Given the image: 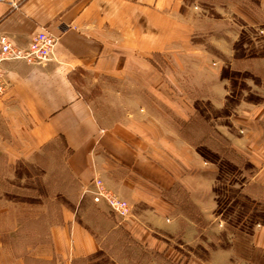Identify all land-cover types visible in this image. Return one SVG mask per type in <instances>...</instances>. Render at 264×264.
I'll list each match as a JSON object with an SVG mask.
<instances>
[{
	"label": "crops",
	"instance_id": "obj_1",
	"mask_svg": "<svg viewBox=\"0 0 264 264\" xmlns=\"http://www.w3.org/2000/svg\"><path fill=\"white\" fill-rule=\"evenodd\" d=\"M183 3L0 0V35L20 47L42 29L56 38L43 64L3 63L0 177L18 178L15 165L31 163L46 179L43 200L34 201L38 214L24 217L15 208L9 218L2 209L0 264H84L101 250L78 216L81 200L92 201L84 190L93 189L94 177L130 206L121 218L104 201H92L97 223L109 229L105 243L122 230L125 242L150 244L147 226L163 229L167 210L210 220L217 167L197 146L217 142L211 129L251 165L248 195L264 200V56L235 57L241 32L232 46L222 37L207 44ZM233 12L249 25L264 24V0H237ZM225 67L248 72L251 80L228 114ZM82 72L92 83L111 81V99L126 100L123 107H111V116L95 109L76 84ZM248 94L259 100H247ZM53 148L62 155V170H49ZM106 210L116 222L102 220ZM251 237L250 250L264 253V225Z\"/></svg>",
	"mask_w": 264,
	"mask_h": 264
},
{
	"label": "rangeland",
	"instance_id": "obj_2",
	"mask_svg": "<svg viewBox=\"0 0 264 264\" xmlns=\"http://www.w3.org/2000/svg\"><path fill=\"white\" fill-rule=\"evenodd\" d=\"M248 1L252 3L254 0ZM236 2L237 0H184L182 11L193 17L196 26L201 28L200 33L203 30L205 33L203 37L207 44L209 39L218 40L219 37H222V39L226 38L227 43L232 46L238 34L245 32L244 55L251 58L263 57L264 24L253 26L239 18L233 12ZM252 53L255 56H252ZM102 80L99 83H92L91 76L85 72L75 79L77 86L85 92L95 109L111 116V107L112 110L115 109L113 106H118L117 109H120L126 100L111 99L113 83L111 88V81ZM248 82H251L249 77L237 78L235 87L230 88L229 96H231L226 108L233 109L235 107L238 102L236 98L241 97L247 91ZM260 85L264 84L260 81ZM231 89L236 97L231 94ZM201 107L205 109V106L201 105ZM52 152L49 170L64 169L62 155L58 156L56 148H53ZM214 164L217 167V176L213 184L216 208L211 213V219L208 221L195 220L185 210H181L183 216L178 217L175 211L167 210L165 212L167 217L164 220L166 229L152 225L147 226L148 234L154 238L148 245L125 242L126 239L127 241L130 239L123 234L122 230H119L120 232L113 235L112 238L111 236L106 237L107 243H105V231L109 229L97 223V218L91 211L93 202L83 198L80 202L81 210L78 216L81 222L96 235L102 248L97 253L85 258L84 264H264V261L259 260L260 257L263 259L264 253L254 249L250 250L253 229L257 225H264L261 223L262 217L260 216L264 208V200L259 199L258 196L248 198V193H250L248 181L252 170L245 167L244 164H240L239 170H234L225 163ZM15 169L18 178L11 179L7 177V174L4 178L0 177V190H3L4 187L8 190L4 196L3 193L0 194V218L3 208L6 209L5 212L7 211L9 218L15 211L20 212L24 217L38 214L39 206L34 205V201H42L45 196L42 192V184L46 178L41 166L17 163ZM13 204L14 206H11ZM15 208L16 210H14ZM102 214H104L103 221L111 222L112 217V221L116 222L109 211H102ZM171 217L175 222L167 220ZM94 223L96 224L94 225ZM248 226H251V231ZM176 228L179 229V232ZM183 234L185 239L182 238ZM119 244L123 246L117 248ZM231 245L234 249L229 256L226 253L231 250ZM124 246L131 247L132 251L128 252L123 249ZM256 256L259 257L255 258Z\"/></svg>",
	"mask_w": 264,
	"mask_h": 264
},
{
	"label": "built area",
	"instance_id": "obj_3",
	"mask_svg": "<svg viewBox=\"0 0 264 264\" xmlns=\"http://www.w3.org/2000/svg\"><path fill=\"white\" fill-rule=\"evenodd\" d=\"M55 44L56 38L45 29L35 33L24 47L15 45L6 35H0V96L6 88L4 62L23 60L29 64H43L50 60ZM91 182L93 189L86 188L84 192H90L94 203L104 201L111 213L121 218L127 217L130 207L126 200L111 193L100 178L94 177Z\"/></svg>",
	"mask_w": 264,
	"mask_h": 264
},
{
	"label": "trees",
	"instance_id": "obj_4",
	"mask_svg": "<svg viewBox=\"0 0 264 264\" xmlns=\"http://www.w3.org/2000/svg\"><path fill=\"white\" fill-rule=\"evenodd\" d=\"M245 37H246L245 32H242L241 35L239 36V39L237 40V42H235V44H234L235 57H243L244 56L245 49L243 48V45L246 42ZM251 55L255 56L254 53H252ZM248 75H249L248 72H239V71L231 70L229 67L223 68L222 73H221L222 77L229 79L230 86L232 89L237 84V78L238 77H248ZM232 89H231V94L236 97V95L233 93ZM230 96H228V98H227V105L229 104V97ZM246 98L249 101L259 100V98L257 96H254L251 94H248V96ZM236 99L238 101L239 97H237ZM229 112H230V109H228V108H225V110L223 111L224 114H228ZM210 131H212V137L214 139H216L217 142L211 146H207L204 144L197 146V151L201 154V156H203V158H205L208 161H211L212 163H218L219 165L224 164V163L229 164L230 168H232L234 170H239L240 164H242V165L244 164V166L249 168V169L251 168V165L249 163H247L241 156H239L233 150L225 147L224 142H223L221 136L219 135V133L217 131H215L214 129H211ZM219 169H221V168L219 167ZM248 198H249V196H248ZM217 202H219V201L217 200ZM253 216H256V214H253ZM260 216L262 217L261 223L264 224V208L262 209V213L260 214ZM248 227L250 228L249 231H251V229H252L251 226H248ZM123 234L126 235L125 232H123ZM130 243H133V242L130 241ZM122 246H123L122 244H119L117 246V248H120ZM123 249H126L128 252L132 251L131 247H128V246H124ZM139 260H141V259H139Z\"/></svg>",
	"mask_w": 264,
	"mask_h": 264
}]
</instances>
